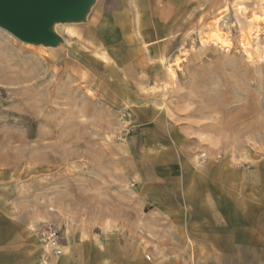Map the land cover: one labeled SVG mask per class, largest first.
Returning a JSON list of instances; mask_svg holds the SVG:
<instances>
[{
    "label": "rangeland",
    "instance_id": "obj_1",
    "mask_svg": "<svg viewBox=\"0 0 264 264\" xmlns=\"http://www.w3.org/2000/svg\"><path fill=\"white\" fill-rule=\"evenodd\" d=\"M245 5L93 0L52 45L0 29V234L21 247L50 222L65 244L106 243L109 264H264V57L241 46ZM217 21L229 50L201 42Z\"/></svg>",
    "mask_w": 264,
    "mask_h": 264
},
{
    "label": "water",
    "instance_id": "obj_2",
    "mask_svg": "<svg viewBox=\"0 0 264 264\" xmlns=\"http://www.w3.org/2000/svg\"><path fill=\"white\" fill-rule=\"evenodd\" d=\"M93 0H0V28L21 42L52 45L53 22L81 19Z\"/></svg>",
    "mask_w": 264,
    "mask_h": 264
},
{
    "label": "crops",
    "instance_id": "obj_3",
    "mask_svg": "<svg viewBox=\"0 0 264 264\" xmlns=\"http://www.w3.org/2000/svg\"><path fill=\"white\" fill-rule=\"evenodd\" d=\"M222 167H225V165L216 166L211 163L208 166H205L204 169H200V171L214 170V168L221 170ZM173 209L174 207L172 208L174 213ZM216 215L217 218L221 216L219 211L217 214H214V216ZM226 221L230 223V225L232 224L231 217ZM214 228L216 229V227ZM216 233L217 232L215 231L214 234ZM30 234L31 238L28 239L27 244H24L21 247L17 246V240L15 241L14 234L5 235L4 237L0 234V264H37L44 251L40 249L35 233L30 232ZM66 238L67 244H65L63 240L65 254L62 257L53 260L52 264H109L106 263L107 260L105 261L107 244L103 241L94 243L91 239L78 240L75 237L70 238L68 234ZM94 244H96V247H94ZM116 259L112 264H125L123 259Z\"/></svg>",
    "mask_w": 264,
    "mask_h": 264
},
{
    "label": "bare ground",
    "instance_id": "obj_4",
    "mask_svg": "<svg viewBox=\"0 0 264 264\" xmlns=\"http://www.w3.org/2000/svg\"><path fill=\"white\" fill-rule=\"evenodd\" d=\"M256 3L258 4V11H252L250 13V9L251 6L250 5H245V10L249 9V16H244L243 20L241 21L240 25H241V33H242V37H241V46L243 47V50L245 51V53L247 54L248 58L250 60H253L254 55H257L258 58H262V55L264 57V50L261 51V49L259 48V40H260V26L261 24L264 23V0H256ZM244 10V11H245ZM246 12V11H245ZM244 12V13H245ZM248 12H246L245 14L247 15ZM54 23H60V22H53ZM48 28L49 31H51V27ZM211 30H209L207 32V35L205 38L201 39L202 43H208V44H214L224 50H229L231 47V41L227 36V33L222 30V28L220 27V21H217L216 24L212 25V27H210ZM2 29V28H0ZM3 31L7 32L6 30L3 29ZM52 32V31H51ZM9 33V32H7ZM9 35H11L9 33ZM13 36V35H12ZM263 37H264V33H263ZM1 42V41H0ZM2 43V42H1ZM21 43H28V44H32V42H21ZM35 44V43H34ZM255 44V45H254ZM5 47V46H4ZM10 47V46H9ZM1 48V47H0ZM6 50V49H4ZM2 51V49H1ZM165 57V56H164ZM161 61H164V58L161 56ZM45 62V61H44ZM178 62V61H177ZM177 67V66H176ZM168 75L171 77L175 76V72L173 70V68L171 66L168 67ZM25 78V77H24ZM29 79V78H28ZM244 79V78H243ZM248 79V78H247ZM26 80V79H25ZM19 81V80H18ZM21 81V80H20ZM28 81V80H27ZM251 81V80H250ZM249 81V82H250ZM13 83V82H12ZM22 83V82H21ZM71 83V82H70ZM202 84V83H201ZM249 84V83H248ZM249 86V85H248ZM79 88V87H78ZM263 91V90H262ZM259 92V91H258ZM90 93V92H89ZM247 93V92H246ZM250 93V92H249ZM260 93V92H259ZM263 93V92H262ZM46 96V95H45ZM250 97V96H247ZM246 102V101H245ZM90 104V103H89ZM219 106V105H218ZM250 107V106H249ZM105 108V107H104ZM74 109V108H73ZM256 110V109H255ZM254 112V111H253ZM261 112V111H260ZM83 115V114H82ZM244 115V114H243ZM247 121V120H246ZM250 124V123H249ZM264 124V123H263ZM231 125V124H230ZM263 126V125H262ZM261 126V127H262ZM208 127V126H207ZM231 127V126H230ZM233 127V126H232ZM253 127V126H252ZM264 127V126H263ZM229 128V127H228ZM246 129V128H245ZM244 129V130H245ZM254 129V128H253ZM239 130V129H238ZM246 134V132H245ZM250 134V133H249ZM257 134V133H256ZM253 137V136H252ZM256 136H254L255 138ZM234 149V148H233ZM222 152V151H221ZM200 163L198 162L197 165H199ZM200 166V165H199Z\"/></svg>",
    "mask_w": 264,
    "mask_h": 264
},
{
    "label": "built area",
    "instance_id": "obj_5",
    "mask_svg": "<svg viewBox=\"0 0 264 264\" xmlns=\"http://www.w3.org/2000/svg\"><path fill=\"white\" fill-rule=\"evenodd\" d=\"M35 234L44 249L39 264H51V260L64 255L65 246L61 229L57 225L50 222L41 223L37 226Z\"/></svg>",
    "mask_w": 264,
    "mask_h": 264
}]
</instances>
